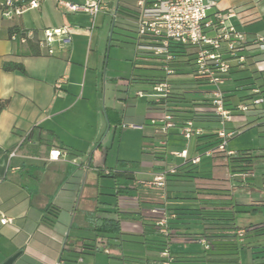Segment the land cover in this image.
Masks as SVG:
<instances>
[{
  "label": "crops",
  "instance_id": "crops-1",
  "mask_svg": "<svg viewBox=\"0 0 264 264\" xmlns=\"http://www.w3.org/2000/svg\"><path fill=\"white\" fill-rule=\"evenodd\" d=\"M2 1L0 102L9 101V104L0 115V264H56L60 259L76 261L78 258H81V264H158L164 238L156 232V217L151 210L165 205L168 209H193L197 205L195 199L201 197L198 189H212L199 186V183L223 180L214 179L213 174L208 176V173L198 172V163L192 167V172L191 169L182 170L169 176L163 190L154 183V178L161 171L155 166L165 168L166 165H174L169 162V151H181L187 144L178 132L173 131L168 137L165 162L153 161L155 150L161 148L158 126L152 124L161 116L159 108L147 99L144 104H131L126 115L107 107L103 118L99 109L87 105V99L96 95L97 73L102 59L98 49L99 36L95 37L97 20L101 16L104 24L107 17L112 19L109 13H100L93 18L84 12L64 11L58 4L59 0H43L38 9L6 20L2 17ZM62 1L84 6L92 0ZM227 2L229 4L222 8H218L217 2V12L236 10L242 14L246 22L243 29L240 22L235 24L244 34L248 57H255L253 62L260 63V68L254 65L253 69L264 77V50L260 48V40L264 41V0ZM107 3L112 9L117 7L118 18L120 16L122 21H134L136 0H107ZM91 20L93 24L89 26ZM64 26L71 28V44L56 43L53 46L55 54L47 55L36 41L42 38L44 30H57ZM17 30L35 31V40L28 45L12 41L11 34ZM30 44L38 47L39 56H32ZM138 53L141 58L149 56ZM5 63L22 64L25 73L7 72L3 69ZM246 65L242 71L234 69L223 86L228 108L232 110L249 102V90L258 87L252 78V69L247 71ZM238 73H247L246 78L239 80L242 84L237 88H224ZM62 77L67 78V83L56 91L54 85ZM130 86L136 89V94L150 91L143 82L132 80ZM208 89L200 86L195 98L209 100ZM238 89L246 93L238 96ZM82 118L85 119L83 123L80 122ZM127 120L134 123V128L143 133L147 142L142 160H118L114 169L107 168L112 172L108 176L102 168L94 165L93 159L106 154L107 163L109 149L105 150L103 142H99L113 128L116 132V128ZM205 120L198 123L204 129L203 136L214 134L217 120L214 117ZM181 122L179 119L178 123ZM256 124L264 125V103L252 108L245 120L237 119L228 124V128L241 131ZM196 140L188 145L190 158L207 150L199 151ZM93 146L96 147L94 151ZM54 149L63 153L58 161L49 158L50 151ZM180 160L178 167L186 164ZM120 163H128L129 169L125 170ZM229 175L232 179L238 176L231 174L230 170ZM239 176H243L241 183L245 186H253L254 173ZM101 178L114 180V187H102L105 182L101 184ZM221 190L212 194L220 199L232 198L226 187ZM234 210H239L236 205ZM91 213H96L99 218L120 221L121 231L101 234L91 230L86 218ZM55 215L58 217L56 224L48 225L45 218L53 219ZM3 217L12 219V224L2 225ZM171 226L176 235L171 238L169 248L176 264H213L211 261L215 257L205 255V251L197 253L189 245L197 244L194 241L200 238V234L218 233L217 229L211 230V227L193 221V217H186L181 223ZM194 228L200 232L193 233ZM243 251L251 256L250 251ZM243 251L239 252L238 261ZM251 261L260 263L253 261L252 256Z\"/></svg>",
  "mask_w": 264,
  "mask_h": 264
},
{
  "label": "built area",
  "instance_id": "built-area-1",
  "mask_svg": "<svg viewBox=\"0 0 264 264\" xmlns=\"http://www.w3.org/2000/svg\"><path fill=\"white\" fill-rule=\"evenodd\" d=\"M43 0H3L2 17L13 20L29 10L38 9ZM59 6L68 13L84 12L96 18L100 13H109L113 21L118 18L117 7L110 8L107 0H92L84 6L72 4L59 0ZM217 2L215 0H136L133 9L134 22L136 26V46L138 51L159 58L163 63L162 70L165 78L156 84L150 91L137 93L140 98L149 99L155 107L160 110L161 116L153 120L157 125L158 143L161 148L168 146V137L171 132L176 131L186 142V147L181 151H175L174 157L189 162L192 165L200 163L201 157L189 156L188 145L193 139L203 136L204 129L193 120L179 125L175 117L178 108H172L170 99L177 93V86L173 83L175 76L176 59L171 53L172 46H182L194 54V72L191 79H196L202 86L208 87L207 113L217 120L215 138L217 145L208 149L205 156L211 157L216 153L235 156L228 151V144L240 131L228 128V124L237 119H244L255 108L264 103L261 90L252 87L249 102L239 104L234 110L228 108L226 94L223 86L234 69H243L247 62L248 47L244 42V34L237 25L232 23L238 18L240 25L246 24L242 14L236 10H229L226 14L215 12ZM71 28L64 26L57 30H44L41 39L36 41L38 47L47 55L55 54L53 46L71 44ZM11 40L21 45H28L35 40V31H15L11 34ZM264 41L261 39L260 48L264 50ZM260 68V63H256ZM67 78H60L54 85L56 91H60ZM193 89V84L186 86ZM63 157L60 150L54 149L49 153L52 161H58ZM167 157V156H166ZM178 166L166 165L154 178V183L165 190L167 179L178 172ZM111 175V171H102ZM151 213L156 217V232L164 239L170 241L176 235L171 226L175 215L168 211L165 206L154 207ZM12 219L3 217L2 225L12 224ZM245 234L244 230L238 232L240 237ZM205 251L211 249V245L205 239L197 240ZM160 264H175V259L167 247L159 254ZM56 264H81V258L76 261L60 259Z\"/></svg>",
  "mask_w": 264,
  "mask_h": 264
},
{
  "label": "rangeland",
  "instance_id": "rangeland-1",
  "mask_svg": "<svg viewBox=\"0 0 264 264\" xmlns=\"http://www.w3.org/2000/svg\"><path fill=\"white\" fill-rule=\"evenodd\" d=\"M216 1L219 3L218 8H222L226 6V4H229V2H227L228 0ZM217 9H215V12ZM226 13V11L223 12V14ZM100 17L97 20L95 37L97 38L99 36L98 49L101 52L102 59L100 60L97 73L96 95L93 94L90 99H87V105L92 109L94 107L99 109L103 118L105 108L107 107L118 110L126 115V113L130 111L131 104L135 102L144 104L147 100L146 98L139 99L136 94V89L130 86L134 65L139 56L138 49L134 45L136 40L135 22L132 20L124 22L119 16L116 21L107 17L105 23L102 24ZM236 21L239 22V19L236 18V20H232V23L236 25ZM90 24H93L92 20L88 25L90 26ZM94 27H96V25ZM88 32L90 33L91 31L89 30ZM109 44L111 47H109ZM139 63H141L140 60ZM191 63H194V61ZM246 77L247 73L234 74L232 76V81L228 82L224 88H237L242 84V81L239 80ZM89 84L90 82L88 80L87 88ZM243 93L246 92L243 90L236 91V95L238 96ZM88 117L86 118L89 119ZM84 120L85 119L82 118L80 122L83 123L85 122ZM134 126L133 122L127 120L116 128V132L115 128H113L110 134L99 142H103L105 150L109 149L108 152H110V155L107 163H105L106 154H104L103 157H100L99 154V157L96 156L93 159L94 165L105 170L107 168L114 169L118 160L141 161L143 150L147 142L143 138V133L137 131ZM151 142H153V140H151ZM149 146H151V144ZM95 148L96 147L93 146L92 151H94ZM171 151H169L171 157L169 162L178 165L181 163V160L174 157L173 153L175 151ZM228 151H233L235 153L248 151L252 154L255 159L254 179L252 180L253 186L247 187L244 183H241L243 182V176L238 175L234 179L230 177L227 167V154L216 153L211 157H207L204 155L206 151L199 153L201 162L196 170L200 173H208V176H212L213 174L215 177L214 179L223 180L224 182H203L199 183V186L210 187L212 188L211 190L216 192L223 191L221 189L225 187L229 190L230 197L233 198L234 204L239 209L237 210L238 213H236V222L239 227L248 228L251 225L264 224V192H262L264 191V125L256 124L241 130L236 137L229 141ZM191 169L193 170L194 168ZM102 182H105V185H102V187L105 188L114 187L115 185L114 180L107 178H101V184ZM195 232H200V230L198 229V231H195L194 228L193 233ZM189 248L197 253L205 251L204 247L199 243L189 245ZM239 260V262H241L240 264H253L251 256L247 251L242 252Z\"/></svg>",
  "mask_w": 264,
  "mask_h": 264
},
{
  "label": "trees",
  "instance_id": "trees-1",
  "mask_svg": "<svg viewBox=\"0 0 264 264\" xmlns=\"http://www.w3.org/2000/svg\"><path fill=\"white\" fill-rule=\"evenodd\" d=\"M30 50L32 56L40 55L37 46L30 44ZM171 53L174 54L176 59L173 83L177 86L178 91L171 97L169 102L172 108H178V110L175 111V117L182 121L179 125H182L184 122L189 120H193L196 124L206 121V118L212 120L213 116L207 113L209 108L208 100L195 98V95H198L197 92L200 91L199 87L202 86V83L194 78L191 79V75L194 72V63H191L195 60L194 54L188 51L187 48L179 45L172 46ZM254 58L255 57L247 56V71L252 69V74L254 75L252 78L255 79L257 86L261 90V94L264 95V77L261 75L259 76L258 73H261L253 69L254 65L257 63L253 62L252 59ZM139 60L142 64L139 63ZM162 66L163 63L159 58H155L150 55L144 58L139 56L134 65V75L132 80L134 82H143L148 85L151 90L156 84L165 78ZM3 69L7 72L19 71L21 73H25L24 66L18 63H5ZM237 71H242V69ZM181 78L182 80H180ZM177 79H179V81ZM192 84L193 89L186 88V86H190ZM192 95L193 98L191 97ZM8 104L9 101L0 102V115ZM196 141L199 151L203 149H213L217 145L215 134L204 135ZM167 155L168 153L166 148H157L153 155V161L155 163H163L165 162ZM227 158L231 174L251 175L254 173V157L250 152L241 151L236 153L235 156H227ZM120 165L125 170H128V167L130 166L128 163H120ZM193 166L194 165L189 162H186L185 165L178 168V172H181L182 170H189ZM155 169L162 170L163 168L155 166ZM190 172H192V169ZM198 191H200L201 197H197L195 199L197 205L193 207V209H168L170 213L175 215V222L172 221L170 224L176 225L181 223L186 217H193V221H199L207 227H211V230L217 229V231H219L218 233H202L199 235V239H205L211 245V249L209 251H205L204 254L215 257L213 261H211L213 264H239V252L243 250L250 251L253 261L260 262L258 264H264V224L251 225L248 228H241L236 223L235 214L237 212L234 210L235 205L232 198L220 199L217 195L212 194L214 190L198 189ZM57 218V215H55L53 219L45 218V221L48 225L54 226L57 222ZM86 218L90 229L97 233L117 234L121 231L120 221L99 218L96 213L88 214ZM241 230L245 231L243 237L238 235V232ZM199 239H196L194 242H197ZM169 242L170 241L164 239L160 245V252L169 247ZM225 256L227 258L223 259ZM158 262V264H160V259Z\"/></svg>",
  "mask_w": 264,
  "mask_h": 264
}]
</instances>
